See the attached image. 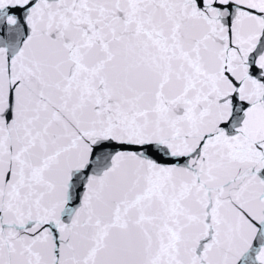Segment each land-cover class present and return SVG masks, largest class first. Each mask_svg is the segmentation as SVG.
Instances as JSON below:
<instances>
[{
	"label": "snow or ice",
	"instance_id": "snow-or-ice-1",
	"mask_svg": "<svg viewBox=\"0 0 264 264\" xmlns=\"http://www.w3.org/2000/svg\"><path fill=\"white\" fill-rule=\"evenodd\" d=\"M0 264H264V0H0Z\"/></svg>",
	"mask_w": 264,
	"mask_h": 264
}]
</instances>
